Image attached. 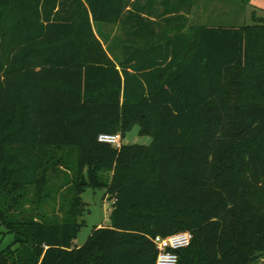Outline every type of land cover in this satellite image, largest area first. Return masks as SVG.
I'll use <instances>...</instances> for the list:
<instances>
[{"label":"trees","instance_id":"obj_1","mask_svg":"<svg viewBox=\"0 0 264 264\" xmlns=\"http://www.w3.org/2000/svg\"><path fill=\"white\" fill-rule=\"evenodd\" d=\"M197 2L0 0V264H156L184 230L178 264H264V16L187 29ZM87 188L112 217L78 245Z\"/></svg>","mask_w":264,"mask_h":264},{"label":"rangeland","instance_id":"obj_2","mask_svg":"<svg viewBox=\"0 0 264 264\" xmlns=\"http://www.w3.org/2000/svg\"><path fill=\"white\" fill-rule=\"evenodd\" d=\"M192 10L193 11L187 16V29L196 25L204 24L240 26L244 23H251L253 21V10L256 11L257 15L264 16V0H251L250 4L247 5L241 3L238 4L234 1L222 2L220 0H198ZM104 28L106 31L112 32L113 36L118 33L117 27L111 28L108 26ZM94 29L96 34H99V28L94 26ZM160 29L161 28H158V30ZM180 29L181 27L179 26L172 28L173 31ZM150 141L151 137L149 135H144L139 132V126H136L132 131L127 132L123 138V142L126 144H148ZM55 179L57 183L63 180L59 175ZM82 198L87 203L86 206L88 211L84 216L85 223L75 239V243L78 245H81L86 241L94 226L109 225L111 223L114 203V199L107 194L105 188H87L82 194ZM59 215H61L60 211ZM0 231H4L1 226ZM12 240L13 236L11 234H4V240L1 246H6Z\"/></svg>","mask_w":264,"mask_h":264},{"label":"built area","instance_id":"obj_3","mask_svg":"<svg viewBox=\"0 0 264 264\" xmlns=\"http://www.w3.org/2000/svg\"><path fill=\"white\" fill-rule=\"evenodd\" d=\"M98 139L101 142H107L117 147L122 144V138L119 133H103L99 135ZM193 237V233L189 230L179 231L167 236H155L153 240L158 249L156 264H178V250L190 246Z\"/></svg>","mask_w":264,"mask_h":264}]
</instances>
